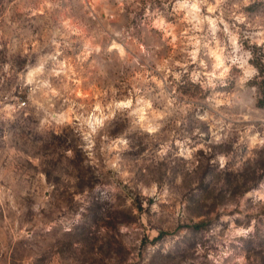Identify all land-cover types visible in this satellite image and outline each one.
Returning a JSON list of instances; mask_svg holds the SVG:
<instances>
[{"label": "rangeland", "instance_id": "1", "mask_svg": "<svg viewBox=\"0 0 264 264\" xmlns=\"http://www.w3.org/2000/svg\"><path fill=\"white\" fill-rule=\"evenodd\" d=\"M263 41L264 0H0V264H264Z\"/></svg>", "mask_w": 264, "mask_h": 264}, {"label": "clouds", "instance_id": "2", "mask_svg": "<svg viewBox=\"0 0 264 264\" xmlns=\"http://www.w3.org/2000/svg\"><path fill=\"white\" fill-rule=\"evenodd\" d=\"M108 50L109 52H117L121 58L128 56V52L120 44L113 43L110 45ZM141 51H143V46H141ZM139 91L140 89L136 88L135 84H133L132 90L129 92V95L117 101L115 103V107L120 109H127L129 110L128 115H138L141 122H147L151 118H154L155 109L153 108V102L150 98L144 99L137 97ZM47 94L48 93H45V96H47ZM112 106L113 105L111 102H109V104L107 105V107L109 108H111ZM92 111H99V107L97 105H93ZM67 115L69 120H79V117L74 113H69ZM146 130L151 131L152 129L146 128Z\"/></svg>", "mask_w": 264, "mask_h": 264}, {"label": "trees", "instance_id": "3", "mask_svg": "<svg viewBox=\"0 0 264 264\" xmlns=\"http://www.w3.org/2000/svg\"><path fill=\"white\" fill-rule=\"evenodd\" d=\"M251 62L256 68V74L251 80V85L257 90V106L264 108V41L254 44L251 48Z\"/></svg>", "mask_w": 264, "mask_h": 264}]
</instances>
